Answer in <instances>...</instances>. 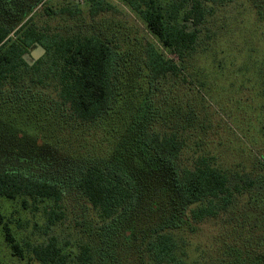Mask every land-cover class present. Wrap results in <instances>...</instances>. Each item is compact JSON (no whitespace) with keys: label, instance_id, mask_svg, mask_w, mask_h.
I'll return each mask as SVG.
<instances>
[{"label":"trees","instance_id":"obj_1","mask_svg":"<svg viewBox=\"0 0 264 264\" xmlns=\"http://www.w3.org/2000/svg\"><path fill=\"white\" fill-rule=\"evenodd\" d=\"M44 1L0 0V117L14 126L18 142L21 138L31 141L33 164L38 163L44 173H31L29 160L25 167L16 163L17 158L0 159V193L9 198H51L59 204L65 185L75 187L104 219L99 232L104 252L101 255H105L107 247L114 252L115 264H119L118 252H130L132 258L136 253L142 258L148 253L157 262L180 264L181 247L169 230L188 220L200 223L218 217L230 207L235 191L240 189L231 188L228 174L206 156L199 158L192 168H181L176 161L182 146L176 134L149 133L133 109L121 113L120 103H130L127 109L131 103L147 100L140 78L148 76L153 80L167 73L177 74V64L165 58L152 42H146L142 48L144 65L140 67L132 51L118 53L109 40L99 35L55 34L48 38L39 31L33 16L21 25L14 23ZM125 1L179 58L193 52L198 28L188 30L174 20L179 10L190 4L185 19L199 25L208 0L174 2L169 5L168 14L161 0ZM30 2L31 8L23 7ZM253 4L264 22V0H253ZM37 42L46 47L50 59L44 76L52 75L60 87L59 100H51V104L41 101V93L37 96L18 86L22 66L35 70L43 62L39 59L32 67L23 59V54ZM10 85H14L15 93L3 96ZM14 103L21 106V111L11 116L9 108ZM31 117L36 118L33 125ZM43 118L46 124L41 123ZM98 125L108 127L110 136L114 135L112 146L98 147L94 137L86 136ZM66 136L93 140L91 145L98 155L80 152ZM40 139L44 146L38 148L36 142ZM22 152L25 151L15 149L13 157ZM56 216L59 214L55 211L49 212L50 224ZM0 226L13 253L24 258L22 246L1 209ZM134 244L137 246L133 249ZM28 246L41 264H95L99 252V248L86 244L75 258H70L59 247L56 237L45 245ZM259 247L247 249L238 263L264 264V247Z\"/></svg>","mask_w":264,"mask_h":264},{"label":"rangeland","instance_id":"obj_2","mask_svg":"<svg viewBox=\"0 0 264 264\" xmlns=\"http://www.w3.org/2000/svg\"><path fill=\"white\" fill-rule=\"evenodd\" d=\"M177 1L180 0H161L167 14L169 5ZM31 4L23 7L31 8ZM190 10L191 5L185 4L174 20L188 30L199 31L193 52L183 59L151 32L125 0H45L14 23L21 25L33 16L39 31L48 38L55 34L99 35L109 40L118 53L132 51L140 67L144 65L142 48L152 42L165 58L177 64V74L167 73L153 80L148 76L140 78L147 100L131 103L127 109L130 103H120L121 113L133 109L149 133L176 134L182 146L176 161L181 168H192L206 156L228 174L231 188L240 189L235 191L230 207L218 217L200 223L188 220L169 230L181 247L180 264H239L237 259L247 249L264 247V22L253 0H208L199 25L185 19ZM40 59L43 62L35 70L22 66L18 86L37 96L41 93V101L51 104V100H59L60 87L52 75L44 76L50 65L47 49ZM13 86L6 88L3 96L13 95ZM10 106L11 116L20 113V105ZM35 119L30 118L31 125ZM41 123L46 124L44 118ZM13 127L0 117V159L17 158L16 163L25 167L29 160L28 170L44 175L38 163L33 164L31 141L21 138L18 142ZM106 128L98 125L86 136L94 137L98 147L112 146L115 137ZM64 138L80 152L94 153L93 140L81 136ZM36 144L38 148L44 146L42 139ZM17 148L25 152L13 157ZM63 190L59 204L51 198H9L0 193V209L25 254L20 258L13 253L0 226V264H41L28 245H45L52 237L70 258H75L83 245L90 244L99 248L95 264L116 263L114 252L107 247L105 255H101L99 232L104 219L77 188L65 185ZM52 211L59 216L50 224ZM116 256L119 264H172L157 262L148 253L143 258L137 253L132 258L130 252H118Z\"/></svg>","mask_w":264,"mask_h":264},{"label":"water","instance_id":"obj_3","mask_svg":"<svg viewBox=\"0 0 264 264\" xmlns=\"http://www.w3.org/2000/svg\"><path fill=\"white\" fill-rule=\"evenodd\" d=\"M46 53V48L40 44L36 43V46L29 52L23 54V59L30 66L34 65L44 54Z\"/></svg>","mask_w":264,"mask_h":264}]
</instances>
